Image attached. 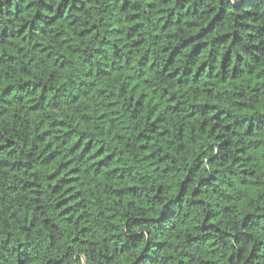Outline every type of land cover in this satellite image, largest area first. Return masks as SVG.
<instances>
[{"label":"trees","instance_id":"16d2710c","mask_svg":"<svg viewBox=\"0 0 264 264\" xmlns=\"http://www.w3.org/2000/svg\"><path fill=\"white\" fill-rule=\"evenodd\" d=\"M0 264H264V0H0Z\"/></svg>","mask_w":264,"mask_h":264}]
</instances>
